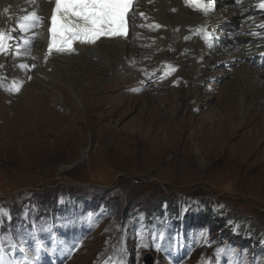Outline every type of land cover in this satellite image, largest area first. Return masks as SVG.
Wrapping results in <instances>:
<instances>
[{
    "label": "rangeland",
    "instance_id": "obj_1",
    "mask_svg": "<svg viewBox=\"0 0 264 264\" xmlns=\"http://www.w3.org/2000/svg\"><path fill=\"white\" fill-rule=\"evenodd\" d=\"M238 27L220 28L200 47L190 85L179 53L162 65L159 28L143 43L133 35V60L142 63L139 74L172 66L166 86L126 83L132 71L119 85L103 74L83 84L72 70L65 78L46 71L48 84L34 86L18 74L21 55L37 65V54L15 40L4 46L0 264L3 253L12 264L19 255L40 264L41 252L56 251L66 255L60 264H145V252L154 264H171L167 243L190 250L179 264H264V69L244 60L258 78L242 99L246 83L233 76L239 62L215 64L235 52ZM230 92L240 113L233 135L219 122L226 109L218 104ZM129 94L137 95L133 105H122Z\"/></svg>",
    "mask_w": 264,
    "mask_h": 264
},
{
    "label": "bare ground",
    "instance_id": "obj_2",
    "mask_svg": "<svg viewBox=\"0 0 264 264\" xmlns=\"http://www.w3.org/2000/svg\"><path fill=\"white\" fill-rule=\"evenodd\" d=\"M211 1V9L203 15L202 19L201 13L192 12L184 0H140L139 5L142 7L139 8V11H141L145 17L141 21H136L137 28L132 29L127 39L101 40L94 47L80 46L78 54L53 57L49 58V61H46L43 56V29L48 23L47 19L44 20L42 23L43 26L39 30H37L38 23L41 22V19L39 22H35L34 20H23L24 16L33 12L40 18L42 15L47 16V12L49 11L48 3H50L48 0H0V28L4 29V32L7 34L4 46H8L11 41L15 40L18 41L20 45L22 44L26 52L31 51L37 54V65L30 62L26 54L21 55L25 63L22 65V70H20L18 74L20 82L26 79L27 76H31L33 85L37 86L41 84V82H46L47 79H45L44 76H49L47 72L52 74L55 70L60 71L63 78H65V72L72 70L75 76L82 77L80 80H83V84L87 77H95L97 74H103L112 76V83L119 85L122 83L121 75L123 72L132 71L129 77H125L126 83L134 80L138 86L144 85V82H148V84L152 83V86H166L168 83H171V80H165L167 77L164 76L165 70L172 68V66L162 67L160 69H149L150 71H143L140 74L137 71L142 63H140V65L139 62L135 64L133 60V53L136 51V45L134 46L132 43L133 35L137 36L139 39L138 42L136 41L137 44L143 43L145 37L149 35V30L156 28L161 29L162 35L159 37L164 47H160L161 52L159 55H168L167 58L161 60L162 65H166L168 62L172 61L175 56H178V54H173V52L179 53L181 55L180 64L190 69L187 74L189 78L188 84L190 85V79L194 74L198 73L197 66L202 63L199 59L198 52L200 47L205 44V40L203 36H192L188 38V27L205 21L215 27L216 35L220 28L233 26L235 23L238 24L239 27L232 31V43L230 45L231 48L235 49V52L219 56L215 60V64L226 63V65H229L230 63L239 62V69L233 73V76L237 85H239L240 81L246 83V87L242 88L240 91V96H243L242 99L247 98L249 96V81L258 78V71L250 67L249 63L244 62L247 58L251 62V57L254 54L253 48L255 47V44H249V38L244 34V30L247 29V23H245L243 19L248 17V14L244 10L238 9L234 5L233 0ZM21 23L25 25L23 29L20 27ZM18 29L21 31L19 36L16 35ZM36 33L40 34L41 38L35 39ZM209 44H211V42L205 45ZM180 49L182 52H179L181 51ZM147 51V53L150 54L153 52L152 50ZM171 54L173 55L171 56ZM133 63L134 65L130 67ZM204 63L207 66L212 65L208 60H205ZM7 67L8 66L3 63V60H0V86L7 81ZM132 76L133 78H131ZM203 78V75H201L200 81H203ZM72 84L76 85L75 83ZM106 87L109 88L112 86L108 87L106 85ZM232 93L233 92L226 94L225 102H219L218 104L221 109H226V114L222 112L219 114L220 125L222 127H228L230 135L234 134V130L237 126L234 122L236 117L240 116L238 104L235 106L236 101ZM47 94H50V92ZM135 96L137 95L132 94L130 97L129 94L120 97L122 99V105H133L134 101L132 98ZM5 105L6 104H1V109L6 108L7 105ZM248 106L249 104L247 107ZM125 110L127 111L128 109ZM218 112L219 110L217 113ZM248 124L249 115L248 118L245 119L243 125L248 126ZM147 255L148 260L151 261L152 254L147 253Z\"/></svg>",
    "mask_w": 264,
    "mask_h": 264
},
{
    "label": "snow or ice",
    "instance_id": "obj_3",
    "mask_svg": "<svg viewBox=\"0 0 264 264\" xmlns=\"http://www.w3.org/2000/svg\"><path fill=\"white\" fill-rule=\"evenodd\" d=\"M131 3L132 0H55L51 31L54 43L58 35L61 40V46L57 50H70L71 43L76 40L95 43L101 35H124V16ZM204 11L207 9L204 8ZM40 19L35 12L23 17L25 21L39 22ZM20 27L23 29L25 25L21 23ZM4 38V33L0 31V50H3Z\"/></svg>",
    "mask_w": 264,
    "mask_h": 264
}]
</instances>
